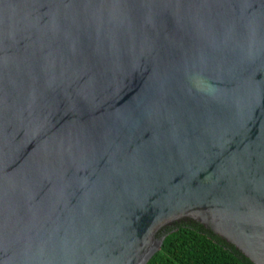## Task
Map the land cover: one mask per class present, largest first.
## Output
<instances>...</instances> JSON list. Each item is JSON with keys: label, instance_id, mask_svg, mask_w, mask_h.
Wrapping results in <instances>:
<instances>
[{"label": "water", "instance_id": "obj_1", "mask_svg": "<svg viewBox=\"0 0 264 264\" xmlns=\"http://www.w3.org/2000/svg\"><path fill=\"white\" fill-rule=\"evenodd\" d=\"M188 222L264 264V0H0V264Z\"/></svg>", "mask_w": 264, "mask_h": 264}, {"label": "trees", "instance_id": "obj_2", "mask_svg": "<svg viewBox=\"0 0 264 264\" xmlns=\"http://www.w3.org/2000/svg\"><path fill=\"white\" fill-rule=\"evenodd\" d=\"M166 233L161 250L147 264H252L199 224L181 223Z\"/></svg>", "mask_w": 264, "mask_h": 264}]
</instances>
